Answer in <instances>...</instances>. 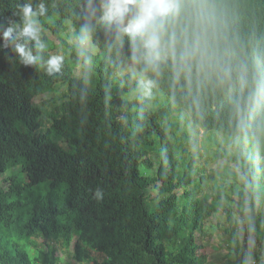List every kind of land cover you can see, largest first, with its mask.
Returning <instances> with one entry per match:
<instances>
[{"label":"trees","instance_id":"1","mask_svg":"<svg viewBox=\"0 0 264 264\" xmlns=\"http://www.w3.org/2000/svg\"><path fill=\"white\" fill-rule=\"evenodd\" d=\"M44 2L41 24L54 27L43 36L45 58L61 54V74L10 61L11 50L0 48V264L262 260L264 0H176L161 59L147 69L132 62L127 37L117 41L84 11V0ZM20 3L0 0V32L19 21ZM86 23L96 55L78 50ZM70 28L77 44L64 39ZM125 62L168 103L148 112L125 100L119 92L139 87L129 73L115 75ZM199 134L224 161L218 170L207 169ZM215 216L229 252L209 263L205 225ZM71 243L63 260L55 244L66 251Z\"/></svg>","mask_w":264,"mask_h":264},{"label":"clouds","instance_id":"2","mask_svg":"<svg viewBox=\"0 0 264 264\" xmlns=\"http://www.w3.org/2000/svg\"><path fill=\"white\" fill-rule=\"evenodd\" d=\"M177 7L176 0H84L83 3L84 11L90 17L98 19L107 29L114 31L117 41L123 43L124 37L131 41V60L136 64H143L145 69L155 68L158 65L162 52L163 22L168 16L177 11ZM48 11V5L44 0H23V3L18 4L17 11L14 13L19 17V21L9 22L8 26L0 32V41H2L0 48L11 50L14 55L8 58L10 61H18L19 64L24 66L43 69L46 75L55 77L62 72L64 57L61 54H50L45 58L47 44L43 36L53 35L50 28L54 29V27H44L41 24V18L45 17ZM72 31L73 28H70L72 36L68 32L66 38L71 37L74 41L67 43L77 44L78 40ZM91 31L92 25L88 23L81 28L78 46L81 55L85 54L84 48L88 49L92 55L98 53L97 46L92 44L88 38ZM87 40L91 45L87 43ZM85 44L88 47H85ZM115 86L116 84L112 85V89ZM138 86L144 95H150L151 89L154 87V81L141 78L138 81ZM153 90V96L158 98L159 95H157L154 88ZM140 96L141 94L138 95V98L141 99ZM163 100L165 104L168 103L165 97ZM156 104L154 103L149 110L142 108L151 112ZM102 197V191L97 189L94 198L99 200ZM71 244L73 248V243ZM38 247L40 248V246ZM256 263L253 258L249 259V264Z\"/></svg>","mask_w":264,"mask_h":264},{"label":"rangeland","instance_id":"3","mask_svg":"<svg viewBox=\"0 0 264 264\" xmlns=\"http://www.w3.org/2000/svg\"><path fill=\"white\" fill-rule=\"evenodd\" d=\"M66 42H73L74 39L73 38H64ZM87 43L90 44V42L87 40ZM85 47H88L87 44L84 45ZM79 68V66H77ZM80 70V68H79ZM72 71L74 72L75 75H80L81 73H77L75 70V67H72ZM120 73H129L130 76L136 81L138 82L142 76L128 63L125 62L124 64H122L120 66L119 71H117L115 73L116 74H120ZM63 91V88L61 87L59 89V92L61 93ZM153 88L151 89V94L150 95H144L141 91V89L138 87V90H135L133 92H131L129 95L127 93H123V92H119V94L125 98L126 100L130 101L131 99L134 98H138V95L141 94V99L138 98L139 103L141 104L142 107H144L146 110H149L151 108V106L154 103H158L161 104L163 101L162 97H154L153 96ZM47 107V105L45 106ZM44 114V113H43ZM171 118V117H170ZM47 122L45 123V127L42 128V130H45L47 127ZM208 139L209 135H204V134H199V143L198 146L201 149V152L204 155V159L207 161L206 166L208 170L211 169H215L218 170L219 167L221 166V164L224 162L223 160L221 161H216L213 159L212 156V151L215 149V147L211 144V141L206 140ZM217 140L220 143H223L226 147L229 146V143L225 142V139L222 136H217ZM220 173L216 176L218 179L221 178L220 177ZM5 177V175H0V182L2 181V179ZM240 179L241 176H239ZM239 181V179H238ZM156 200H152L150 201V204H153ZM216 217V223L213 224L211 221L207 222L205 225L206 228V235H204V240H205V251L208 253V260L209 263L210 261H213L214 259H216L217 255H225L229 252V250L227 248H221L223 246V241L221 239V231H222V225H223V218L221 216H215ZM38 246L45 248V244L42 243V240L38 239L37 241ZM20 246L22 248H24L29 254L32 253V250L30 248L29 243L25 242V241H21L20 242ZM30 248V249H29ZM55 249L57 250V255L61 256L63 260H65L67 257H70V252L73 250L72 248V244H70L68 250H64L62 248V246L60 244H55ZM30 250V252H29ZM251 247L248 248L247 251H250ZM70 251V252H69ZM30 256L32 257L33 255L30 254ZM252 257V256H251ZM251 259V258H250ZM82 264H86V263H82ZM256 264H264V258H262V260L257 261Z\"/></svg>","mask_w":264,"mask_h":264},{"label":"built area","instance_id":"4","mask_svg":"<svg viewBox=\"0 0 264 264\" xmlns=\"http://www.w3.org/2000/svg\"><path fill=\"white\" fill-rule=\"evenodd\" d=\"M253 263V262H252Z\"/></svg>","mask_w":264,"mask_h":264}]
</instances>
